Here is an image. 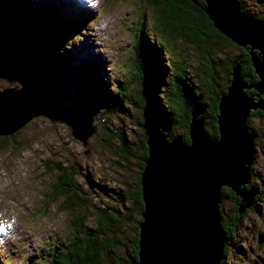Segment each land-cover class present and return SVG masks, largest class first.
I'll use <instances>...</instances> for the list:
<instances>
[{"label": "rangeland", "instance_id": "1", "mask_svg": "<svg viewBox=\"0 0 264 264\" xmlns=\"http://www.w3.org/2000/svg\"><path fill=\"white\" fill-rule=\"evenodd\" d=\"M17 1L25 2L22 21H30L33 17L55 20L58 13L73 20L82 16L86 18L69 34L63 30L64 39L58 42L54 52L48 47L50 44L43 41L34 45L28 56L21 53L17 56L15 37L18 29H10L0 20V57L9 54L15 62L1 66L4 69L0 70V117L3 113L6 117L15 113L13 117L20 120L10 130V136L0 133V211L8 219L15 217L13 237L0 242V264H48L52 252H61L68 244L71 218L69 209L59 206L63 196L48 194L56 173L54 168L48 170L51 165L71 163L76 166L74 181L93 206L105 205L125 216L124 212L133 204L131 196L135 193L139 164L146 154V136L151 126L147 124L144 109L141 111L138 103L140 87L132 77L137 66L134 67L133 60L136 62V59L131 46L140 36L134 28L136 14L139 13L138 18L143 17L142 32L148 45L151 46L150 41L154 39L162 46L166 77L174 73L170 60L178 59L185 64L183 73L195 83L196 56L191 44L181 37L154 32L152 12L146 0H98L95 6L90 0H66L65 3L59 0ZM237 2L244 6L247 14L256 13L257 18H264V0ZM51 5L56 10H52ZM6 40H10L9 43ZM219 46L217 67L220 71L222 66H230L227 57L231 58L239 50L230 40ZM22 55L26 59L24 65ZM87 66L91 67L87 70ZM85 69L86 72L81 73ZM35 80L58 86L60 92L54 93V101L50 94L49 106L47 102H36L35 90L30 87ZM221 82L223 85L225 80L221 79ZM118 86L125 88V96L120 107L110 111L106 107V97L113 96ZM24 88L29 91L26 96L16 98L9 92ZM3 98L11 105L4 106L1 103ZM18 98L26 100L14 104ZM78 105L83 106L93 125L84 140L71 133L72 126L64 121ZM183 113L187 112L183 109ZM247 117V131L256 137L249 172V183L257 188L255 210L247 209L236 223L230 221L234 227L229 228L227 235L224 233L220 264H264V113ZM16 120L0 119V129L11 126ZM202 121L208 123L207 118ZM180 130V127L174 129V136ZM108 133L109 138L104 140ZM118 134L125 137L127 149L121 152V159L114 151L119 146ZM122 191L126 193L123 197ZM258 194L262 196L258 197ZM233 204L230 195L220 199V221L233 219ZM85 206L77 204L74 210L86 213L83 214L84 224L91 226L93 208ZM138 217L141 218V213L134 210L125 220L120 218L118 226H121L123 235L134 234ZM116 249L125 255L130 252L127 244L126 247L118 244Z\"/></svg>", "mask_w": 264, "mask_h": 264}, {"label": "water", "instance_id": "2", "mask_svg": "<svg viewBox=\"0 0 264 264\" xmlns=\"http://www.w3.org/2000/svg\"><path fill=\"white\" fill-rule=\"evenodd\" d=\"M204 1L203 10L213 26L247 46L256 79L244 78L237 63L231 66L229 84L218 96L214 136L204 132L198 106L192 107L187 122L189 142L179 136L167 140L151 124L139 172L143 207L137 223L136 258L130 264H220L224 240L218 212L220 187L228 186L239 197L238 211L250 206L257 192L249 183L254 147L245 125L251 109L264 107V20L246 14L233 0ZM21 59L26 62L23 55ZM33 85L38 87L33 92L37 103L45 104L50 94L54 101L53 87L36 80ZM249 88L252 91L247 92ZM76 110L80 116L74 114ZM14 114L4 119L17 120L0 133H9L20 122ZM64 121L80 140L93 129L83 106L75 107Z\"/></svg>", "mask_w": 264, "mask_h": 264}, {"label": "trees", "instance_id": "3", "mask_svg": "<svg viewBox=\"0 0 264 264\" xmlns=\"http://www.w3.org/2000/svg\"><path fill=\"white\" fill-rule=\"evenodd\" d=\"M233 1L239 6L240 10L247 14L243 5H240L237 0ZM146 2L151 8L154 32L159 35L181 37L191 44L196 56V70L193 75L195 83L189 80L185 72L184 75L185 64L178 59L176 61L174 59L173 61L170 60L174 73L170 77H166V68L162 59V46L154 39L150 41L151 46L148 45L149 42L142 32L144 27L143 17L140 15V18H138L139 13L136 14L134 28L137 33H140V36L131 46L133 58L136 59V62L133 60L134 67L135 65L137 66V70L135 69L132 77L140 87L138 103L141 111L144 109L147 124L155 123L159 130L164 133L167 140L173 138V130H178L180 127L181 130L175 135L179 136L182 141L189 142V133L187 131L188 112L191 107L198 106L200 116L208 119V123L203 122L204 132L209 136L216 135L215 117L217 114L218 96L226 90L229 84L231 65L237 63L241 74L245 78L256 79V74L249 60L247 46L235 43L213 26L203 10L204 0H146ZM24 9H26L24 1L0 0V20H3V23L9 28L18 29V35L15 37L17 46L21 48L22 54L25 56H28V52L33 49L34 45L43 41L48 42L50 44L48 47L54 52L58 42L64 39L65 33L63 30L69 34V31L72 32V29L78 27L79 24H83L86 19L82 16L77 20H73V18H68V16L58 13L55 15V20L47 19L44 21L33 17L30 21H22L24 19L21 13ZM52 10H56V8L53 6ZM255 14L251 13V15L256 17ZM135 30L132 31L133 34ZM228 40L239 51L231 58L227 57L226 60L231 62L230 66L224 65L219 71L217 67L220 59L218 53L221 51L219 44ZM22 62L23 65L26 63L23 60ZM90 67L87 66L86 69L88 70ZM86 69L81 71V73L86 72ZM221 79L225 80L223 85H221ZM47 85L53 87L56 95L60 92L58 86L54 83ZM117 88L119 89L113 96L106 97V107L110 111L118 109L125 96L123 94L125 88L123 86H118ZM246 91L250 92L252 88L246 89ZM13 96L17 98L18 95L13 94ZM13 96L11 97L13 98ZM18 100L20 101L19 103L23 102L21 98ZM183 109L187 112L186 114L183 113ZM255 113L263 114L264 107L251 109L249 115ZM247 119L248 117L246 121ZM11 133L2 135L10 136ZM254 135L253 143L256 142ZM109 136L108 133L103 139L106 140ZM117 137L119 138V146L114 151L121 159V152L127 150L124 145L125 137L122 134H118ZM143 164L144 161H140V169ZM53 168L56 173L50 183L53 188L48 194H52V197L63 196L59 206L63 209L68 208L71 212V218L70 226H68V244L61 252L54 250L48 264H130L136 258L138 225L134 226V234L129 236L122 234L121 226H118V224L121 217L125 220L132 211L135 210L138 213L143 207L140 174L138 173L137 175L135 193L131 196L133 204L129 211L124 212L125 216H121L113 208L105 205L93 206L89 203L90 200L80 193V188L74 181V175L77 173L76 166L71 163H55L48 170ZM220 193L221 198L230 195L234 201L233 219H222L220 221L221 228L227 235L229 228L232 229L234 227L230 221L236 223L247 209L255 210L254 203L257 192L254 194L253 203L241 211L237 210L239 197L233 190L223 185L220 187ZM124 194L126 193L122 191V197ZM261 196L262 194H258V197ZM77 204L93 208L92 215L94 220L91 226L84 224L85 216L83 214L86 213L75 212L74 209ZM135 204L139 207L135 208ZM138 219L140 220L139 217ZM125 228L123 226V229ZM118 244H124L125 247L127 244V247H130V252L126 253L127 256L116 249Z\"/></svg>", "mask_w": 264, "mask_h": 264}, {"label": "clouds", "instance_id": "4", "mask_svg": "<svg viewBox=\"0 0 264 264\" xmlns=\"http://www.w3.org/2000/svg\"><path fill=\"white\" fill-rule=\"evenodd\" d=\"M92 5H96L98 0H90ZM15 217L8 219L4 213L0 212V242L11 239L14 234Z\"/></svg>", "mask_w": 264, "mask_h": 264}, {"label": "bare ground", "instance_id": "5", "mask_svg": "<svg viewBox=\"0 0 264 264\" xmlns=\"http://www.w3.org/2000/svg\"><path fill=\"white\" fill-rule=\"evenodd\" d=\"M3 21V20H2ZM2 25L0 24V27H1ZM11 29V28H10ZM16 47V46H15ZM17 48V47H16ZM20 50V51H19ZM4 52H6V51H4ZM22 52V50H21V48H18L17 49V56L19 55L20 56V53ZM7 53H9V52H7ZM4 58V59H3ZM0 67L2 66V65H4V64H7V66H9V64H15V62H13V58H12V56L9 58V54H6V53H4V56H2V57H0ZM3 67H1V69H2ZM30 87H32V90H34V85H32L31 83H30ZM11 94H17L18 96L19 95H21V96H26V95H28L29 93H28V91H24V89L21 91V90H19V89H15V90H13V92L10 90L9 91ZM4 94H6V95H8V93L7 92H5ZM3 100V102H5V104H3L4 106L7 104V99H5V98H3L2 99ZM45 100V99H44ZM46 102H47V105L49 106L51 103H50V100H49V98H46ZM56 102V101H55ZM9 105V104H8ZM15 115V114H14ZM6 117V115H5V113H3L2 115H1V117H0V119H4Z\"/></svg>", "mask_w": 264, "mask_h": 264}]
</instances>
